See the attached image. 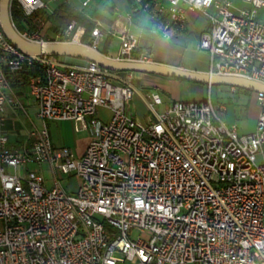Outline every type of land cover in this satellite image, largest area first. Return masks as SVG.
<instances>
[{"label": "built area", "instance_id": "obj_1", "mask_svg": "<svg viewBox=\"0 0 264 264\" xmlns=\"http://www.w3.org/2000/svg\"><path fill=\"white\" fill-rule=\"evenodd\" d=\"M78 1L85 8L94 0ZM130 1L108 27L95 22L87 43L75 21L48 34L36 18L34 28L18 33L94 50L110 35L118 41L111 58L149 63L153 48H140L144 26L132 32L136 14L151 21V36L169 40L185 29L186 12L196 11L209 22L196 44L210 57L208 71L264 83V0H240L245 8L232 0ZM16 2L24 16L47 7L45 0ZM41 59L20 52L0 30V264H264V93L255 92L259 112L246 134L227 126L224 106L218 110L210 98L175 100L156 113L157 89L143 97L153 118L140 123L125 109L137 92L132 72L122 79L93 62ZM32 63L44 68L25 84L40 126L6 77ZM98 107L109 111L105 120L96 116ZM6 108L31 123L17 148L3 130ZM48 120L88 130L83 153L54 148ZM31 163L50 168V188L37 169L26 170ZM55 170L77 177L73 193L61 188ZM134 229L149 237L131 239Z\"/></svg>", "mask_w": 264, "mask_h": 264}, {"label": "rangeland", "instance_id": "obj_2", "mask_svg": "<svg viewBox=\"0 0 264 264\" xmlns=\"http://www.w3.org/2000/svg\"><path fill=\"white\" fill-rule=\"evenodd\" d=\"M61 0H50L51 3L55 4ZM73 3L79 5L78 0H71ZM116 3L120 5L121 11L124 13L128 7L127 0H115ZM104 2V1H103ZM101 0L97 4L90 6L89 10L94 9L95 13L97 11L106 10L107 7L104 6ZM234 5L239 8L247 7L246 4L242 3L240 0H233ZM103 5V6H102ZM80 6V5H79ZM199 13V12H198ZM202 19L208 18L206 15L201 14ZM136 33V31L132 30ZM161 45L154 47V55L166 60L167 62L174 64L180 63L184 66L196 67V68H209L210 57L205 51L198 50L196 48L197 41L195 38L185 42V45L179 46L174 49L170 45V40H160ZM104 46V40L99 42V48ZM118 42L115 38L111 39L108 45V51L114 53L117 50ZM60 58H58L59 60ZM123 74V72H121ZM134 75V74H133ZM134 82V81H133ZM135 83V82H134ZM186 83V89L181 88L179 92V98H190L191 94L196 96H201L202 98H210L214 106L219 110L220 106H224V111H220L222 114V120L227 125L236 124L237 133L241 134L243 132L251 131L255 128L257 113L259 111L258 104L255 98V91H244L242 89H237L233 92L229 91L224 86L210 85L207 88L202 86L201 88H196L194 83L184 81ZM137 92L133 94L132 98L125 102L126 110L134 113L136 115V121L140 123H146L153 115V112L148 108L145 100H149V91L147 92L139 83H135ZM161 99V105H154L153 109L156 113H159L165 109V107L172 102L173 96V86H168L169 93L165 91L157 90ZM26 94V89L24 90ZM141 95V96H140ZM144 97V99H143ZM21 102L26 105L24 99ZM27 107V112L32 118L36 126H40L41 122L34 115V108ZM16 115L8 114V110H5V124L3 126L4 132H6L8 138L10 139H23L26 135L28 128L31 127V123L26 118V116L19 110L16 111ZM109 115V111L103 107H98L96 110V116L105 120ZM72 121H46V127L48 130L50 142L54 148L68 147L75 156H79L85 149L88 143L89 132L88 130H73ZM77 127H81L79 122L75 123ZM37 169L44 178V182L47 188L52 186V173L50 168L45 164H27L26 170L31 171ZM7 172H13L11 167L6 168ZM19 175L24 173V171H19ZM55 175L59 182L61 188L68 194L73 193L78 186V179L73 174H63L59 170H55ZM131 239L148 238L149 233L147 231L132 230L129 233ZM120 264V263H118Z\"/></svg>", "mask_w": 264, "mask_h": 264}, {"label": "water", "instance_id": "obj_3", "mask_svg": "<svg viewBox=\"0 0 264 264\" xmlns=\"http://www.w3.org/2000/svg\"><path fill=\"white\" fill-rule=\"evenodd\" d=\"M10 0H0V30L4 37L20 52L36 62H46L42 56L71 57L93 62L110 72L155 74L184 81L225 87H235L264 93V83L236 76L218 75L209 71H196L160 62L120 61L87 45L66 41L33 42L23 38L13 26L9 14Z\"/></svg>", "mask_w": 264, "mask_h": 264}, {"label": "crops", "instance_id": "obj_4", "mask_svg": "<svg viewBox=\"0 0 264 264\" xmlns=\"http://www.w3.org/2000/svg\"><path fill=\"white\" fill-rule=\"evenodd\" d=\"M101 1L102 2L104 1L102 4L104 6H106L107 9L106 10H103V11H97L96 13L99 14L104 19H106L108 21V23L105 24L99 18H93V20H94V22L100 23L104 27H108L110 25V23L112 22L114 16L117 14V12H119V13H123V12L120 9V5L118 3H116L115 0H101ZM45 2H46V5H47L46 10H45V13L47 15H51L53 13L54 9L60 3L66 2L75 11H80L85 16L90 17L93 12L95 13V10L94 9H91V10H89L88 13H86V10H88V8H90V6L97 4V2H99V0H94L89 6H87L85 8H81L79 6L80 4L77 5L76 3H73L71 0H61L60 2L55 3V4L51 3L50 0H45ZM78 3H79V1H78ZM127 3H128V7L125 10V12L129 11L130 8H131V1L130 0H127ZM201 14H203V13H200V12L198 13L196 11H187L186 12V27H185V29L181 33L176 34L173 37H171V39H169L170 40V45L174 49H176L179 46L185 45V42L191 40L192 38H195V40L197 41L198 40L199 33L209 27V22L207 21V19H202V17H201L202 15ZM134 23H135L136 26H134L132 28V30L136 31V33L139 32V27H142V26H144V28L147 30V32H149V30L152 28L151 21H149L147 19V17L145 15H143L142 13L136 14V18L134 19ZM47 33L48 34L49 33H52V31L49 30ZM113 38H115V37H112L110 35H107L106 37H104L102 39V40H104V46L102 48H99V44H98L97 50L100 53H102V54H104L106 56L114 57L116 51L114 53L108 51L109 42ZM160 40H162V39L155 38L154 37V40L150 44V46L154 49L155 46L161 45L159 43ZM59 61L60 62H63V63H66V64H71V65L72 64H83L84 63V60L77 59V58H71V57H63V58H60ZM168 64H170V63H168ZM170 65L180 66V67H183V68H186V69L196 70V71H203V72H206V71L209 70V68H196V67L184 66V65H181L180 63H174V64H170ZM117 75L120 78L124 79L126 77V75H127V72L125 74H117ZM133 81L135 83L136 82L139 83L140 86H142L147 92L150 89H157V90L165 91V93H169L168 86L169 85H172L173 86V94L176 95V96H173L172 101H175V100H197V101L204 100V98H202L201 96H196L195 94H191L189 99H187V98H184V99L179 98V95H180L179 92L181 91V88L184 87V89H186V86H185L186 83H183L184 80H180V79H176V78H171V77L160 76V75H155V74H146V73H135V72H132L130 83L133 85V87L136 90V86H135L136 84ZM187 82H190V81H187ZM192 83H194V82H192ZM203 85L205 86V88L208 87V85H206V84L194 83V86L196 88H201L202 89V86ZM25 89H26V94H24V90ZM12 90H13L14 94L20 98V100L21 99H24L25 100L26 105L28 107L34 108V115H35L36 109H35V107L28 100V97H27V87H26V85L24 84V85H15V86H12ZM137 93L140 94L138 91H137ZM26 105H24V108H25L26 114L30 117L29 113L27 112ZM6 109L8 110V114H12V112H11V110L9 108H6ZM126 111L129 114H131L135 118V120H136V115L134 113H131L128 110H126ZM257 116H258V113H257ZM152 118H153V115H150V118L146 122H148ZM253 130L248 131V132H243L241 134L250 133ZM21 141H22V139L19 140L18 138L17 139H10L9 138L10 145L13 146V147H16V148L18 147V145H19V143ZM88 141H89V137H88Z\"/></svg>", "mask_w": 264, "mask_h": 264}, {"label": "trees", "instance_id": "obj_5", "mask_svg": "<svg viewBox=\"0 0 264 264\" xmlns=\"http://www.w3.org/2000/svg\"><path fill=\"white\" fill-rule=\"evenodd\" d=\"M9 14L13 26L19 32H22L25 29L34 28L36 25L35 24L36 18H41L46 23L45 33H47L49 30L52 32H55L57 30H62L70 21L73 20L77 25L84 27V34L81 39L83 43H87L89 41L90 31L95 23L93 18H99L105 24L108 23V21L103 17H101L99 14L93 12L90 17H87L82 12L75 11L66 2L60 3L54 9L51 15H47L45 11H38L34 15L24 16L16 0H11L9 6ZM153 40L154 37L151 36L149 32H147V30L145 29L142 34L140 48L151 47L150 44L153 42ZM58 58H59L58 56L51 57V59L55 61L58 60ZM154 61L165 64L169 63L166 60L161 59L160 57H156L155 55H154ZM43 72H44V68L39 63H32L31 65L23 67L20 70L6 72V77L11 86L24 85L28 81L29 77L36 74H43ZM116 73L121 74V72H116ZM125 73L126 72H123V74ZM242 90L246 92L251 91L247 89H242Z\"/></svg>", "mask_w": 264, "mask_h": 264}]
</instances>
